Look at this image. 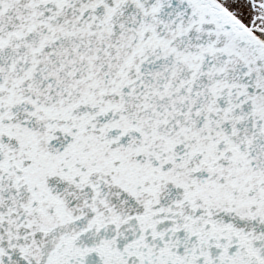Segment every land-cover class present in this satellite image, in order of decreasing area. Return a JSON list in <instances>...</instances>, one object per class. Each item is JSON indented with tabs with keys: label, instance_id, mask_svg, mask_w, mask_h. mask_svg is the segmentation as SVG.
Masks as SVG:
<instances>
[{
	"label": "snow or ice",
	"instance_id": "snow-or-ice-1",
	"mask_svg": "<svg viewBox=\"0 0 264 264\" xmlns=\"http://www.w3.org/2000/svg\"><path fill=\"white\" fill-rule=\"evenodd\" d=\"M0 264H264V0H0Z\"/></svg>",
	"mask_w": 264,
	"mask_h": 264
}]
</instances>
